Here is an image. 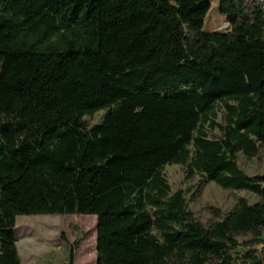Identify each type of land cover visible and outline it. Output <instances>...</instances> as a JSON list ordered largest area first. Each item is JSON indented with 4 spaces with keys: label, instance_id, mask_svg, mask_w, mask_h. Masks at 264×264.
I'll return each instance as SVG.
<instances>
[{
    "label": "trees",
    "instance_id": "16d2710c",
    "mask_svg": "<svg viewBox=\"0 0 264 264\" xmlns=\"http://www.w3.org/2000/svg\"><path fill=\"white\" fill-rule=\"evenodd\" d=\"M210 9L0 0V264L18 217L65 215L96 217V264H264V176L238 164L264 149V0H219L226 33ZM168 166L258 202L205 226Z\"/></svg>",
    "mask_w": 264,
    "mask_h": 264
},
{
    "label": "rangeland",
    "instance_id": "374dc122",
    "mask_svg": "<svg viewBox=\"0 0 264 264\" xmlns=\"http://www.w3.org/2000/svg\"><path fill=\"white\" fill-rule=\"evenodd\" d=\"M211 4L205 19L206 32L226 33V18L219 12V0H208ZM106 113L100 112L86 118L90 127L102 123ZM224 112L219 111L218 122L224 123ZM210 137L219 136L218 131L208 132ZM240 168L250 177L264 176V149L258 157L247 160L239 155ZM164 175L172 192L189 190V209L203 225L223 221L240 201L256 204L258 197L248 192L228 191L212 182H204L194 176L189 182L180 166H168ZM218 214L214 218L213 213ZM95 216H20L16 222L17 247L22 264H69L70 249L74 251V264L97 263V232Z\"/></svg>",
    "mask_w": 264,
    "mask_h": 264
}]
</instances>
